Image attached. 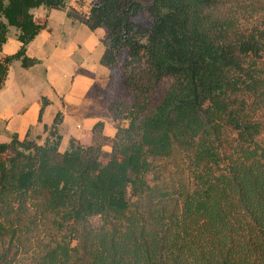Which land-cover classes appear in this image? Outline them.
<instances>
[{
	"label": "trees",
	"instance_id": "trees-1",
	"mask_svg": "<svg viewBox=\"0 0 264 264\" xmlns=\"http://www.w3.org/2000/svg\"><path fill=\"white\" fill-rule=\"evenodd\" d=\"M69 1L0 0V52L10 29L20 43L0 90L13 62L40 63L25 54L46 26L33 11L74 21ZM232 1L91 3L99 63L120 70L116 134L99 121L60 152L57 113L41 144L0 142V264H264V28L241 31Z\"/></svg>",
	"mask_w": 264,
	"mask_h": 264
},
{
	"label": "crops",
	"instance_id": "crops-1",
	"mask_svg": "<svg viewBox=\"0 0 264 264\" xmlns=\"http://www.w3.org/2000/svg\"><path fill=\"white\" fill-rule=\"evenodd\" d=\"M93 1H69L67 10L76 18L74 21L63 11L56 13L43 8L33 11L35 21L46 26L27 46L25 54L40 63L23 69L15 61L9 67L0 90V142H8L15 135L19 141L28 139L41 144L47 136L43 126L49 127L57 113L62 115L57 129L60 152L68 148L71 139L89 145L91 129L99 121L103 123L105 136L112 138L116 134L94 92L97 87L107 85L110 72L99 63L106 30L90 31L84 24ZM19 48L15 32L10 29L0 59ZM41 98H46L49 104L43 109L39 123Z\"/></svg>",
	"mask_w": 264,
	"mask_h": 264
},
{
	"label": "rangeland",
	"instance_id": "rangeland-1",
	"mask_svg": "<svg viewBox=\"0 0 264 264\" xmlns=\"http://www.w3.org/2000/svg\"><path fill=\"white\" fill-rule=\"evenodd\" d=\"M78 7L83 8L79 5ZM54 11L56 13L60 12L57 10ZM222 12L228 16H233L234 22H236L241 31L246 32L254 28H264V0H235L228 2L223 5ZM147 18L148 17L146 14L139 15L134 19V22L137 24L143 23ZM94 92L101 100V105L103 106L102 108L104 110L103 114L107 116L105 110L108 103L107 99L112 100L119 98L123 94L119 68H115L111 71L107 85H105L103 88L97 87ZM91 223L96 225L97 219H92Z\"/></svg>",
	"mask_w": 264,
	"mask_h": 264
}]
</instances>
